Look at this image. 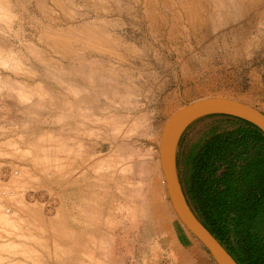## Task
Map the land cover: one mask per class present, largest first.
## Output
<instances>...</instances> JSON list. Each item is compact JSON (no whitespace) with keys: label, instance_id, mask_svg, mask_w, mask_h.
<instances>
[{"label":"rangeland","instance_id":"obj_1","mask_svg":"<svg viewBox=\"0 0 264 264\" xmlns=\"http://www.w3.org/2000/svg\"><path fill=\"white\" fill-rule=\"evenodd\" d=\"M188 1L199 4L26 0L18 42H0L6 53L21 51L33 73L0 72L30 99L0 93V264H147L131 232L139 205L131 206L158 179L172 210L158 159L160 127L207 96L263 108L264 4ZM172 37L181 42L170 46L180 48L169 51ZM137 51L159 60L169 83L146 107L129 110L118 106L125 81L108 76V65L136 63ZM221 120L205 119L186 142Z\"/></svg>","mask_w":264,"mask_h":264},{"label":"trees","instance_id":"obj_2","mask_svg":"<svg viewBox=\"0 0 264 264\" xmlns=\"http://www.w3.org/2000/svg\"><path fill=\"white\" fill-rule=\"evenodd\" d=\"M214 118L224 120L186 142L188 130ZM187 131L177 168L190 208L237 264H264L263 133L223 115L205 117Z\"/></svg>","mask_w":264,"mask_h":264},{"label":"water","instance_id":"obj_3","mask_svg":"<svg viewBox=\"0 0 264 264\" xmlns=\"http://www.w3.org/2000/svg\"><path fill=\"white\" fill-rule=\"evenodd\" d=\"M213 115L240 119L250 123L264 135V113L258 108L227 96L202 97L184 104L168 117L159 138L158 159L166 193L179 223L204 247L215 264H237L190 208L178 175L177 152L181 138L196 121Z\"/></svg>","mask_w":264,"mask_h":264},{"label":"clouds","instance_id":"obj_4","mask_svg":"<svg viewBox=\"0 0 264 264\" xmlns=\"http://www.w3.org/2000/svg\"><path fill=\"white\" fill-rule=\"evenodd\" d=\"M26 14V0H0V42L13 40L18 42V37L22 31L24 23L23 17ZM252 57L247 56L250 60ZM131 59L136 63L127 64L110 63L108 65V76L123 78L125 83V94L122 97V106L129 110L146 107L154 97L169 83L166 69L159 60L153 62L144 51L131 53ZM0 72L13 73L16 75H33L26 67L23 53L17 49H9L7 53L4 48H0ZM9 92L17 96L22 102H30L24 85L12 82L8 83L0 78V93ZM85 134L94 135V130H89Z\"/></svg>","mask_w":264,"mask_h":264},{"label":"crops","instance_id":"obj_5","mask_svg":"<svg viewBox=\"0 0 264 264\" xmlns=\"http://www.w3.org/2000/svg\"><path fill=\"white\" fill-rule=\"evenodd\" d=\"M185 1L194 3L195 5L199 4V2ZM260 2V5L262 3L264 4V0H260ZM172 42L180 43L181 40L180 38H168L166 46L169 44L167 46L169 51L171 48H180V45L177 46L176 44L175 46H170ZM172 107L171 104H168L167 108L171 109ZM262 107L260 111L264 113V105H262ZM162 128L163 126L160 127L158 131L157 136L159 138ZM74 148L75 147L67 151L71 160L75 158L76 151H74ZM68 164L65 169H70ZM71 166H75V164ZM148 168L153 170L156 166L150 164ZM83 169L84 168H82V170ZM54 170L58 169L55 168ZM73 170H77L76 174L82 173L80 165H78V167H73ZM155 180L150 191L144 196V200H140L135 203V206H131V210L134 212L137 209V205H139L136 210L139 212L135 219L137 226L132 227L131 232L137 234V242L135 243L137 249L147 250V264H215L204 247L183 228L177 219H175L167 198L163 191H161L159 180ZM59 197L60 196L57 197V216L63 211V202ZM133 206L135 209H133ZM74 216L75 215H73V217ZM80 217L85 218L87 216L82 214ZM91 231L95 232V230ZM89 247L90 246H83V248Z\"/></svg>","mask_w":264,"mask_h":264}]
</instances>
